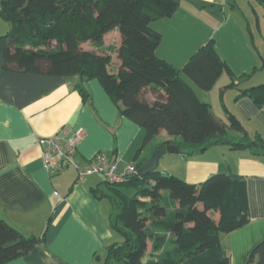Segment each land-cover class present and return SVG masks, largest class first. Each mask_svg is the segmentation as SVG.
<instances>
[{"label":"trees","instance_id":"obj_1","mask_svg":"<svg viewBox=\"0 0 264 264\" xmlns=\"http://www.w3.org/2000/svg\"><path fill=\"white\" fill-rule=\"evenodd\" d=\"M178 6L179 0H2L0 17L9 31L0 37V54L7 69L97 80L119 115L143 129V147L164 131L171 139L160 145L175 146L178 152L221 145L264 150V139L251 138L232 115L226 123L215 117L192 87L210 91L226 73L231 78L227 88L237 89L238 96L249 97L260 108L264 83L241 88L211 39L181 70L155 55L161 34L150 25L171 17ZM114 29L121 36L119 47L98 51L104 35ZM84 43L98 50L83 49ZM113 53L121 61L115 72L110 70ZM77 90L82 102L90 103L89 92L80 85ZM229 130L240 138L230 142ZM103 182L111 197L98 188L91 192L118 208L111 228L121 242L95 254V263L230 264L220 235L249 221L243 177L216 173L190 184L157 167L144 177L135 174L120 183ZM44 242V235L25 236L0 218V264L24 257ZM246 264H264V240Z\"/></svg>","mask_w":264,"mask_h":264},{"label":"crops","instance_id":"obj_2","mask_svg":"<svg viewBox=\"0 0 264 264\" xmlns=\"http://www.w3.org/2000/svg\"><path fill=\"white\" fill-rule=\"evenodd\" d=\"M150 26L161 34L155 55L177 70L211 39L241 88L264 80L263 76L256 79L264 69V0H179L171 17ZM111 35L120 45L121 36L114 29L104 35L99 50L94 44L86 50H103ZM112 59L121 62L116 53ZM230 81L225 73L210 91L192 87L211 111V102L220 105L223 115L212 111L215 117L225 122L232 115L251 138L264 139V104L258 108L249 97L238 96L237 89L227 88ZM77 85L89 92L90 103L82 102ZM77 128L86 133L78 146L77 161L85 165L95 154L105 153L119 158V172L131 164L138 169L154 147L171 139L166 135L155 145L151 142L143 147V129L119 115L97 80L7 69L0 54V218L25 236L44 235L45 239L43 245L7 264H97L95 254L112 244L114 231L106 197L97 198L91 192L98 188L103 193L99 178H104L92 175L77 182L73 169L53 174L41 161L39 138ZM231 133L230 142L240 138V134ZM160 161V171L190 184H199L216 173L246 180L249 221L220 235L230 264H246L253 248L264 240V150L221 145L202 152L165 154ZM214 217L217 219L218 213Z\"/></svg>","mask_w":264,"mask_h":264},{"label":"built area","instance_id":"obj_3","mask_svg":"<svg viewBox=\"0 0 264 264\" xmlns=\"http://www.w3.org/2000/svg\"><path fill=\"white\" fill-rule=\"evenodd\" d=\"M85 136V130L77 128L72 131L61 129L52 136L39 138L38 144L42 148L41 161L43 167L53 174H61L73 169L76 172L77 182H83L85 178L92 175H101L106 181L114 184L136 174V168L132 164L119 172L117 170L119 158L109 157L105 153H97L89 162L81 165L76 157L78 146Z\"/></svg>","mask_w":264,"mask_h":264},{"label":"rangeland","instance_id":"obj_4","mask_svg":"<svg viewBox=\"0 0 264 264\" xmlns=\"http://www.w3.org/2000/svg\"><path fill=\"white\" fill-rule=\"evenodd\" d=\"M255 22L253 21L251 24L253 25V28L255 27ZM9 31V25L0 17V37L2 36H5ZM259 40V39H257ZM260 42V40H259ZM104 44L106 45V47L103 49V53L107 51L108 48L112 47V48H117V45H119L117 43V38H113L112 35L110 37H108L106 39V41H104ZM259 44V43H258ZM92 45V43H84L83 44V49H87V48H90V46ZM102 45H103V41H102ZM114 49V50H115ZM115 54V53H113ZM115 57V56H114ZM117 66V63L112 59V62H111V65H110V70L111 71H114L115 72V67ZM182 78H184L185 80H187V78L185 77L184 74H181ZM262 77V79H264V69H262L261 71H259L257 73V76H256V79H258L259 77ZM264 82V80H262ZM190 82V81H188ZM261 82V83H263ZM193 86V85H192ZM201 99H204L202 96H200ZM210 100V99H209ZM212 104V111L215 113V114H220L223 115V113L221 112V107L218 103H216L215 101L211 102ZM219 116V115H218ZM225 122H227L225 120ZM230 132V133H229ZM232 131H228L227 132V138L230 139V136L232 135L231 133ZM235 133V132H234ZM162 134V135H161ZM154 141H152V145H155L156 142L160 141L163 136H166L167 134L162 131L161 133ZM153 150V149H152ZM169 155V154H168ZM163 167V161H159V164H158V169L159 168H162ZM101 181V177L99 178ZM100 188L102 190V192L107 195L108 197H111L113 195L112 191L107 187V185L103 182H101V185H100ZM105 204H106V212H108V214H110V226H111V223H114L115 220H116V215L118 213V208L116 207V205L114 203H111L109 199H105ZM113 236H114V240H112V243H119L121 242V237L116 233L114 232L113 233Z\"/></svg>","mask_w":264,"mask_h":264},{"label":"water","instance_id":"obj_5","mask_svg":"<svg viewBox=\"0 0 264 264\" xmlns=\"http://www.w3.org/2000/svg\"><path fill=\"white\" fill-rule=\"evenodd\" d=\"M178 152V148L172 145H159L153 148L150 157L147 161L138 168L136 174L139 177H144L153 172L158 167L159 161L165 154Z\"/></svg>","mask_w":264,"mask_h":264},{"label":"clouds","instance_id":"obj_6","mask_svg":"<svg viewBox=\"0 0 264 264\" xmlns=\"http://www.w3.org/2000/svg\"><path fill=\"white\" fill-rule=\"evenodd\" d=\"M136 172H137V170H136Z\"/></svg>","mask_w":264,"mask_h":264}]
</instances>
